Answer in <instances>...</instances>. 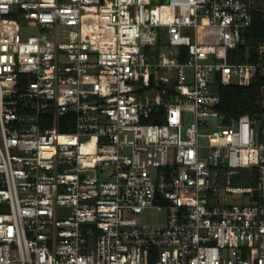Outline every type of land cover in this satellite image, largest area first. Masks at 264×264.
<instances>
[{
  "label": "built area",
  "instance_id": "built-area-1",
  "mask_svg": "<svg viewBox=\"0 0 264 264\" xmlns=\"http://www.w3.org/2000/svg\"><path fill=\"white\" fill-rule=\"evenodd\" d=\"M260 6L0 0V264H264V98L217 108Z\"/></svg>",
  "mask_w": 264,
  "mask_h": 264
},
{
  "label": "trees",
  "instance_id": "trees-1",
  "mask_svg": "<svg viewBox=\"0 0 264 264\" xmlns=\"http://www.w3.org/2000/svg\"><path fill=\"white\" fill-rule=\"evenodd\" d=\"M205 40V39H202ZM264 43V7L260 6L255 13L252 26L243 35L241 43L230 52V60H247L248 54L255 58L256 47ZM264 80L259 78L252 85L248 86H220L221 103L218 109L224 117L226 123H230L234 118L242 114H254L261 110L264 98ZM63 130H71L73 127H62Z\"/></svg>",
  "mask_w": 264,
  "mask_h": 264
},
{
  "label": "rangeland",
  "instance_id": "rangeland-1",
  "mask_svg": "<svg viewBox=\"0 0 264 264\" xmlns=\"http://www.w3.org/2000/svg\"><path fill=\"white\" fill-rule=\"evenodd\" d=\"M260 5L264 7V0H260ZM35 30L34 29H26V33H33ZM217 119H212L211 120V128L215 127L217 124ZM242 184H247L246 182H243ZM251 201L248 198L244 199V203H250ZM166 219V211L162 210L160 211L158 208H148L145 209L144 212L142 213V220L147 223H160Z\"/></svg>",
  "mask_w": 264,
  "mask_h": 264
}]
</instances>
